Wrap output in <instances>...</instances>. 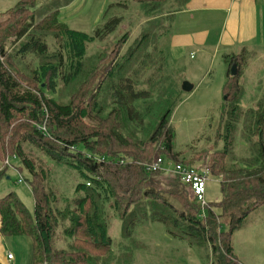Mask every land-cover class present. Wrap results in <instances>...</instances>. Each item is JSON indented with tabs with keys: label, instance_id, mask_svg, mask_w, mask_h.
I'll return each mask as SVG.
<instances>
[{
	"label": "trees",
	"instance_id": "trees-1",
	"mask_svg": "<svg viewBox=\"0 0 264 264\" xmlns=\"http://www.w3.org/2000/svg\"><path fill=\"white\" fill-rule=\"evenodd\" d=\"M134 1L150 4L152 9L169 6L170 13L186 0ZM24 5V0L17 1V4L6 10L17 18H12L13 22L4 27L0 24V158L4 156V150L1 149V124H11L17 114L26 116L28 123L23 127L26 132L21 140L36 146L51 160L69 167L79 180L72 198H61L56 194L49 196L35 184L28 183L33 197L32 213L14 192L0 197V238L29 237L32 264H101L106 254L113 253V245L118 239L108 233V224L112 219L105 212L107 208L117 213V217H114L119 221L120 237L117 242L128 249L126 253L131 259L135 257L136 251L146 249L138 247L144 242L134 234L138 220H142L155 229L159 228L162 240L168 237L184 243L187 248L205 250L198 255L203 260L202 264L208 259L209 245L214 257L213 264H239L231 245V236L252 210L264 204V94L248 110L240 106L242 91L238 76L243 58L226 56L228 72L223 86L225 99L217 122L222 132L215 133V148L199 157L203 158L201 160H204L209 174L219 179L222 194V198L212 205L217 212L210 206L205 217L201 218L193 200L188 205L181 202V196L176 192H168L173 199H177L174 204L175 201L161 196L153 176L162 171L145 169L146 164L162 157L161 154L165 156L162 159L168 158L173 163L191 166L185 161L182 152L175 150L170 123L171 114L181 101V77L172 78L162 70V80L159 78L155 82L160 86L157 88L160 94L153 98L154 92L136 87L134 78L119 77L114 81L113 74L121 65L118 64L108 72L111 78L106 91L111 101L109 107L100 106L93 97V101L90 98L84 106L73 102L60 104L46 97L45 92L55 90L57 79L64 85L69 84L81 70L87 46L114 31L118 24L116 20L104 22L108 8L114 4L107 6L101 21L90 32L68 28L58 18V9L51 12L49 19L54 24L53 37L58 39V51L52 61L45 60L46 42L39 32L41 28H36L37 23L34 24L32 15L26 22L23 11L15 12ZM33 6L32 1L26 9H32ZM162 31L156 36V47L167 32V24ZM8 37H14L15 41L22 39L16 50L17 55L33 54L42 59L31 70L32 87L22 89L13 76L4 48ZM144 39L141 37L140 42ZM157 54L166 59L164 65L167 66L168 54L162 48ZM234 59H237L238 73L230 77L229 68ZM94 111L103 114L104 119L98 118V125L90 127L83 121L91 119L90 115ZM43 118L47 122V129H42ZM239 125L251 131L256 138L255 154H251L252 160L249 161L246 160L249 157L244 154L237 159L232 151L231 155L227 150L228 143L233 141L229 133L238 130ZM13 152L11 155L20 160L30 176L35 177L31 161L18 144ZM9 156L7 154L3 161ZM3 167L5 170L6 166ZM176 180L177 184L187 189V186ZM72 203L74 210L70 208ZM59 222L61 226L62 223L67 225L61 230L66 247L58 250L54 246V239L56 230L60 228ZM139 228L147 231L142 232L148 239H153L154 233L150 226H138L137 232L141 231ZM169 256L172 261L179 260L174 251ZM182 263H185L184 259Z\"/></svg>",
	"mask_w": 264,
	"mask_h": 264
},
{
	"label": "rangeland",
	"instance_id": "rangeland-1",
	"mask_svg": "<svg viewBox=\"0 0 264 264\" xmlns=\"http://www.w3.org/2000/svg\"><path fill=\"white\" fill-rule=\"evenodd\" d=\"M17 1L19 0H0V24L3 27L6 24H11L12 20L17 18L6 12L7 9L17 4ZM24 1L25 5L21 6L19 10L16 9L15 12L23 11L26 22L32 15L34 24L37 23L36 28H41L39 32L46 42L47 58L45 60L52 61L58 51V39L53 37L54 24L49 19V14L63 4L68 3L69 0H32L34 6L29 10L26 8L32 1ZM81 5L83 7V3ZM81 5L78 9L73 5L61 11L62 21L70 29L90 32L99 21V0H94L91 4L92 6L85 13L81 11ZM150 7H152L150 4H141L134 0L126 4H114L109 7L104 16V22L112 19L116 20L118 24L114 31L87 46L81 70L69 84L64 85L60 79H57L55 90L53 92H45V96L55 99L60 104L73 102L80 106H84L93 97L100 106L109 107L111 101L106 91L107 84L111 82V78L108 72L110 68L116 67L118 64L121 65L118 66V70L113 74L114 81L119 77L134 78L136 87L154 92L153 98H155L156 94H160L157 90L160 86L156 85L155 82L159 78L162 80V70L165 71L166 75L170 74L172 78H176L180 76V69L176 65H171L168 61V65H164L166 59L164 60L163 56L157 54L161 47L160 45L156 47L155 39L159 33L163 32L164 26L169 21L170 8L164 5L154 9ZM141 37L145 39L140 42ZM21 41L22 39L15 41L14 37H8L4 42V48L14 78L20 87L25 89L34 85L31 80V70L36 68L42 62V59L33 54L17 55L16 50ZM201 56L199 53H187L184 58H181L182 61L180 62L181 64L183 63L185 68V81L192 84L194 88L191 92H182L181 101L175 107L170 118L174 132L173 145L175 150L182 152L185 161L193 166L203 165L205 162L201 160L203 158L199 157H203L205 151L215 148V133L222 132V129L219 130L216 120L219 119L222 101L225 99V96L222 95L224 67L221 63L220 54L212 59V63H209V60L206 61V58L202 59ZM209 64H211L210 73L206 74L204 71L209 67ZM178 79L180 82V78ZM252 84H255V82ZM167 85H165L164 89H166ZM261 85L264 86V81ZM161 86L163 87V85ZM258 92L264 93V88L261 87L260 89V85L258 89L246 87L244 100L253 101L256 99L254 98L255 95L259 94ZM139 104H142V102ZM249 106L246 105L247 108ZM102 115L94 111L90 115L91 119H85L83 122L90 127L97 126L99 123L98 118L104 119ZM27 123L26 116L17 114L11 124H1V149L4 150V156L0 158V170L4 172L1 171L0 197L12 191L19 197L28 211L32 213L33 197L29 184H35L49 196L56 194L61 198H72L74 187L79 179L69 167L63 163L51 160L36 146L21 140L22 135L26 132L23 127ZM42 124V128L45 127L47 129L45 118H43ZM240 126L235 132L229 133L233 141L231 144L228 143L227 150L229 153L232 151L237 159H240L241 155L244 154L249 157L248 159L245 158L249 161L252 160L251 154H255L254 141L256 138L255 136L253 137L251 131L244 130ZM248 138H251V140H248ZM17 144L21 147L24 155L31 161L35 170V177L30 176L27 170L22 167L20 160L16 157L13 158L11 155L14 153L13 150ZM7 154L10 155L7 158L11 166H6L4 170L2 169L4 168L3 159ZM230 154L232 155V153ZM161 155V158L165 157L163 154ZM19 166L20 168H18ZM162 168L168 173L160 172L153 176L158 193L170 201H175L174 204H176L177 199H173L168 194V192H176L181 196V202L191 205L192 198L189 191L179 183L177 184L175 176L169 173L174 168V163L168 158H164ZM19 177L23 179L21 183L18 182ZM221 198L219 179L209 174L205 182L204 201L211 204L212 210L217 212V209L212 205ZM70 208L74 210V203L71 204ZM105 212L112 219L111 223L108 224V233L114 238H118V241L120 237L119 221L114 218L117 217V213L115 214L107 208ZM204 213H207V209H204ZM223 221L226 222L225 220ZM137 223V228L138 226H150L154 233L153 239L150 240L142 232H147L146 230L139 228L141 231L137 232L135 227L134 234L136 238L144 242L143 245H138V247H146V249L136 251L135 257L131 259V257L129 258L130 255L126 253L128 249L122 243L115 241L116 243L113 245L115 250H113V253L106 254L104 259L102 258L103 262L101 264H202L203 260L198 259V255L205 250L199 249L196 251L194 248H187L184 243L173 241L168 237H166L167 240H162L163 235L159 228L155 229L142 220H138ZM64 225L66 226L67 224L62 223V226L60 225V228L55 233L54 246L58 250L66 247L65 239L61 233ZM156 225L159 227L158 224ZM159 240L165 242L162 243ZM1 242L4 252L10 253L13 257L7 264H32V247L29 237L24 235L5 237L1 239ZM217 244L220 246V241ZM231 245L239 264H264V204L247 215L242 226L232 234ZM173 251L179 256L178 261L173 259L176 262L169 259V254L171 255ZM207 253L208 259L203 264H213L214 257L210 245L207 248ZM183 259L185 263H182Z\"/></svg>",
	"mask_w": 264,
	"mask_h": 264
},
{
	"label": "crops",
	"instance_id": "crops-1",
	"mask_svg": "<svg viewBox=\"0 0 264 264\" xmlns=\"http://www.w3.org/2000/svg\"><path fill=\"white\" fill-rule=\"evenodd\" d=\"M93 1L69 0L68 3L57 8L58 18L62 21L61 11L73 5L78 9L82 3L81 11L85 13L92 6ZM123 1L127 0H99L98 23L107 6ZM169 16L167 32L162 38L160 47L168 54L169 63L179 67L181 82L185 81V68L180 61L187 53H199L202 59L206 58L209 63H212V59L220 54L224 67L223 86L228 72L226 56L237 55L243 58L238 76V85L242 91L240 106L243 110L253 107L264 93L258 92L253 101H245L244 94L246 87L258 89L260 85V89L264 88L261 85L264 81V0H186L178 9L170 11ZM236 60L234 59L235 63ZM210 65L204 71L206 74L210 73ZM253 82L256 85L252 84ZM193 88L192 85V90ZM246 105L250 106L247 108ZM216 121L218 122V119ZM1 239L0 263L7 264Z\"/></svg>",
	"mask_w": 264,
	"mask_h": 264
},
{
	"label": "built area",
	"instance_id": "built-area-1",
	"mask_svg": "<svg viewBox=\"0 0 264 264\" xmlns=\"http://www.w3.org/2000/svg\"><path fill=\"white\" fill-rule=\"evenodd\" d=\"M162 163L163 159L158 157L151 163L146 164L145 169L147 171H162L168 173L162 168ZM3 164L4 166H11L8 158L4 160ZM169 173L175 176L181 184L187 186L192 200L199 209V216L204 218L206 215L204 209L208 210L210 208V204L204 201L205 182L209 175L208 168L204 164L200 166H188L181 163H174V168ZM22 181V177H19L18 182L21 183ZM5 258L8 262L13 259L10 253H6Z\"/></svg>",
	"mask_w": 264,
	"mask_h": 264
},
{
	"label": "water",
	"instance_id": "water-1",
	"mask_svg": "<svg viewBox=\"0 0 264 264\" xmlns=\"http://www.w3.org/2000/svg\"><path fill=\"white\" fill-rule=\"evenodd\" d=\"M229 73H230V76H235L237 74V67H236L235 62H233V64L231 65ZM181 90L183 92H190L192 90V84H190L187 81L181 82ZM0 259H2L1 250H0Z\"/></svg>",
	"mask_w": 264,
	"mask_h": 264
}]
</instances>
